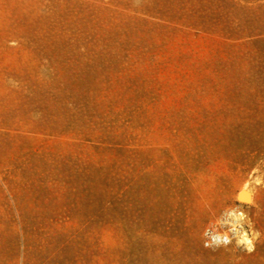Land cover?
I'll use <instances>...</instances> for the list:
<instances>
[{"label": "rangeland", "instance_id": "rangeland-1", "mask_svg": "<svg viewBox=\"0 0 264 264\" xmlns=\"http://www.w3.org/2000/svg\"><path fill=\"white\" fill-rule=\"evenodd\" d=\"M0 264H264V0H0Z\"/></svg>", "mask_w": 264, "mask_h": 264}, {"label": "built area", "instance_id": "built-area-1", "mask_svg": "<svg viewBox=\"0 0 264 264\" xmlns=\"http://www.w3.org/2000/svg\"><path fill=\"white\" fill-rule=\"evenodd\" d=\"M242 230L241 224H237L233 227L234 232L220 231L216 227H207L203 231L202 244L205 247H212L230 243L233 238L237 237L238 233L242 232Z\"/></svg>", "mask_w": 264, "mask_h": 264}, {"label": "bare ground", "instance_id": "bare-ground-1", "mask_svg": "<svg viewBox=\"0 0 264 264\" xmlns=\"http://www.w3.org/2000/svg\"><path fill=\"white\" fill-rule=\"evenodd\" d=\"M247 193V192H246ZM239 215V214H238ZM236 220V219H235ZM241 238V241L242 242H244V243H246V244H249V246H250V243L252 242L251 241V239H250V237H249V234H247V233H243L241 236H240Z\"/></svg>", "mask_w": 264, "mask_h": 264}]
</instances>
